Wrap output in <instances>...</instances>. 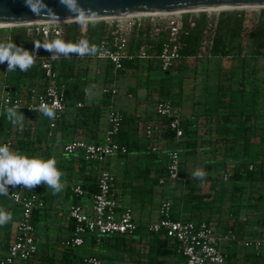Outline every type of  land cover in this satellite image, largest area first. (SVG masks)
I'll list each match as a JSON object with an SVG mask.
<instances>
[{
    "label": "trees",
    "instance_id": "16d2710c",
    "mask_svg": "<svg viewBox=\"0 0 264 264\" xmlns=\"http://www.w3.org/2000/svg\"><path fill=\"white\" fill-rule=\"evenodd\" d=\"M99 22L90 23L84 34H80L77 22L67 23L69 25L63 28V40L76 43L83 39L99 48V41L107 28L105 23ZM206 29L207 18L205 15L194 17L193 26H189L187 21H184V31L180 35L182 46L179 52V61L200 57ZM6 34L8 42H14L18 47H23L26 50L34 45L32 41L37 40L34 37L30 38L23 26H12ZM161 39V36L158 37L154 44V53L150 57L125 59L122 69L115 71L113 66L106 61L107 82L113 78L124 77L129 73H134L136 76L140 70V63L145 62L150 69L151 60L157 58ZM139 42L137 37L132 36L130 47H137ZM245 51H249V53L245 54ZM231 53H234L242 65L239 69L233 67L219 70L216 73L215 103L209 104L210 111L200 114L192 113L195 120L203 117V123L191 122L189 116L181 115L180 111L172 105L173 117L177 116L180 119V126L184 134L179 139H175L173 132L167 128L161 132L164 140L175 143L179 152L180 165L185 167L189 164L193 168L196 165H202L203 171L207 175L203 179H199L193 178L190 173L180 172L183 177L182 181H165L160 184L159 178L165 174L166 157L165 155L159 156L157 150L152 151L148 147L141 157L145 166L136 172L134 177L135 181L139 179L143 184L167 186L173 190L178 188V191L170 196L162 194L157 204V209H159L161 202L169 201L173 219L205 221L209 224L220 222L223 218L233 219L234 224L226 226V229H234L238 240H241L250 227L246 219L254 217L259 222L261 237L264 238V89L261 88L264 86V77L256 75L260 71L258 67L248 68L244 63V57L247 54L254 58L264 56V8L259 11H221L215 17L214 36L208 55L227 57ZM79 61L76 54H71L68 58L62 56L58 60H52V67L58 70L59 82L67 81L69 84L67 89L73 90L69 95L68 91L66 93L67 104L69 101L73 104L78 101L86 103L85 84L88 77L78 69ZM1 67L7 69V62L1 64ZM177 68L179 69V66ZM170 70L163 72L169 73ZM44 84L45 78L38 61L35 60L34 66L26 72L17 69L12 76H0V100L1 93L3 94L4 91L13 97L28 99L32 96V90L40 92ZM132 89H134L132 86H128L127 92ZM165 94L161 83H159L157 96L146 97V100L155 105L159 100L168 99ZM110 97L103 95L104 103ZM4 109L0 104V135L3 139H8L13 143L11 150L29 157L54 158L57 161V168L65 173L62 180L66 181L64 190L71 197L70 203L78 202L70 189L74 184H80L90 199L91 195L97 191L98 174L103 169L99 167V162L85 160L81 151L73 154L65 153L63 146L68 142L67 138H56L53 134L48 136L45 132L48 126V117L42 115L40 111L31 112L18 109L25 117L23 128L20 129L7 120L3 114ZM107 110L106 104L100 106L83 104L81 107H75L76 114L88 117L90 130L95 133V135H89L85 139L86 141L99 142L102 139H98L94 129L102 123V118L106 115ZM119 110L123 114V122L116 140L127 147V152L115 156L126 158L132 152L135 144L130 138L128 130L125 129L128 117L124 110L120 108ZM36 119L39 120L38 128L43 129L44 132L34 136L30 134L29 129L30 123ZM162 121L166 124L167 119L164 118ZM62 122L63 117L57 126ZM200 128H202L201 131ZM147 141L150 142L149 144L155 143L154 137ZM49 144L54 145L50 147ZM56 144H62V148L58 150ZM104 169L110 170L107 167ZM110 171L116 178V173L113 170ZM225 175L226 178H224ZM198 182L207 184V189H201ZM133 186L140 185L134 184ZM46 189L47 186L41 184L32 190L38 195L39 200H44ZM144 190L151 194V188ZM115 195L118 207H125L122 206L116 192ZM40 208L41 206H36L32 210L34 224L40 220ZM148 225L143 228V225L137 222V229L133 233L141 235L142 231H145L148 239L146 251H139L133 249L131 245H127L125 243L126 234L122 233L102 236L90 234L91 241L88 248L82 245L66 249L82 254L79 260L80 264H83L82 257L84 255H95L99 259L107 261H120L126 257L138 264H180L182 255L178 242L167 237L163 232L150 231ZM112 237H118L121 242L108 246ZM96 238L104 239L101 247L96 243ZM110 247H112L111 251H109ZM238 247L239 244L235 241L225 245L223 249L226 255L225 264H264V249L241 251ZM101 248L109 250L104 252L101 251Z\"/></svg>",
    "mask_w": 264,
    "mask_h": 264
},
{
    "label": "built area",
    "instance_id": "2783aa9c",
    "mask_svg": "<svg viewBox=\"0 0 264 264\" xmlns=\"http://www.w3.org/2000/svg\"><path fill=\"white\" fill-rule=\"evenodd\" d=\"M264 8V7H263ZM198 12L204 11H181L166 14H130L120 17L103 19L107 22L105 34L99 41V49L95 58L109 62L113 69L123 68V60L134 57L145 59L154 53V44L158 37H162L157 53L158 66L160 70H170L174 63L180 58L182 46L180 35L184 31V21L193 26L194 17ZM206 12V11H205ZM208 13V12H207ZM207 18V31L201 54L209 56L208 50L212 45L215 27V18ZM96 20L75 21L79 25L80 34H84L87 26ZM74 21H44L23 25L26 34L30 38H37L43 42L60 38L63 40V28L66 23ZM10 28L3 26L0 28ZM136 36L140 42L137 47H130L132 36ZM64 41V40H63ZM28 51L35 52V60L45 78V84L40 92L32 90V96L28 99L13 97L4 91L1 97V106L6 108L14 106L17 110L24 109L31 112H39L42 104H47L55 111V118H48L47 135L52 136L57 123L62 119L67 107L66 88L64 83L59 82L58 72L52 67V60H58V56L52 59L51 53L43 48L36 49L31 46ZM118 90L116 87L102 86L101 94L114 97ZM82 102L76 103L81 107ZM32 109V110H31ZM155 114L161 119H167L164 125L173 132L174 138L179 139L184 131L180 126V119L173 117V107L168 99H162L154 105ZM123 122V114L119 109L109 107L105 118V128L102 139L99 142H89L83 138H74L66 142L63 151L73 154L81 151L87 161L104 162L109 156L127 152V147L116 140ZM145 137L152 139L154 131L151 125L145 127ZM7 144L10 149L13 143L3 139L0 135V145ZM152 151L159 146L155 143L148 146ZM166 167L164 176L159 178V183L165 181H182L180 174L179 152L175 148L165 150ZM226 178V175L224 176ZM114 174L108 169H101L97 178V191L91 195L90 204L84 205L80 202L82 196L87 192L80 184L71 186L76 203L68 206V215L73 223L72 234L65 238L61 244L65 248H77L84 244L85 237L90 234L98 236L122 233L133 234L137 229V221L133 216L132 209L128 206L118 207L115 195ZM9 197L11 201L20 208V216L17 220L15 234L8 244L4 255L0 257V264H19L31 259L38 251V243L35 235V225L32 222V210L36 206H42V200L33 191L23 186H9ZM159 217L148 225L153 232H163L167 237L179 244L182 255L180 264H225L224 244L238 241L250 250L264 249V238L243 237L238 240L236 231L216 229L205 221H194L184 219H173L171 217V203L161 202L159 206ZM83 264H101V260L95 255H84Z\"/></svg>",
    "mask_w": 264,
    "mask_h": 264
},
{
    "label": "crops",
    "instance_id": "0c3cea01",
    "mask_svg": "<svg viewBox=\"0 0 264 264\" xmlns=\"http://www.w3.org/2000/svg\"><path fill=\"white\" fill-rule=\"evenodd\" d=\"M79 57V56H78ZM87 57L86 61L87 66L85 67L83 73L86 74L87 82L85 84V101L86 103L92 106H100L107 105V108L113 107L119 109L114 105L112 98L108 99L106 103L103 101V95L96 96L93 94L94 87L96 83L100 82L102 86H111L116 87L113 82H107V71H106V61L98 60L95 56L85 55ZM90 57V58H89ZM80 58V57H79ZM82 58V57H81ZM157 59V58H156ZM95 60L97 62L96 67H100L99 71H94L91 68L90 61ZM58 72V70L56 69ZM94 72V73H92ZM113 81V80H111ZM64 85H69L67 81H63ZM117 88V87H116ZM118 90V89H117ZM68 91V93H67ZM73 90L67 89L66 93L69 95ZM101 92V89H100ZM118 93V92H117ZM137 93V92H136ZM134 90H129L126 94L127 99L135 98ZM69 101V100H68ZM76 104H73L69 101L67 104L66 110L63 116V122L56 126L53 131V135L56 138H67L68 141L74 138H83L87 139V137L91 134L95 135V133L91 132L90 120L88 117H83L82 115L75 113ZM152 108L144 107L141 103V100L136 98L135 104L131 107H128V116L126 114L127 124H125V129L128 130L130 138L134 141L135 146L132 149V152L126 158H118L117 156H113L112 158H107L105 161V165L110 169L115 171L116 173V182H115V192L120 197V202L122 206H127L124 203V198L129 197L133 193V185L134 183L139 184L140 180L135 181V173L140 171L142 167L145 166L142 162V155L145 150L148 148L149 143L145 137V127L147 125H151L154 131V139L155 144L159 146L157 149L158 155H164V152L168 148H175V143L167 142L163 139L162 130L165 129V124L162 119L159 118L154 112V104L151 106ZM127 113V112H126ZM105 118L106 115L102 118V123L94 129L96 131L98 139H101L104 133L105 128ZM192 122V120H191ZM39 120H33L30 123L29 132L32 135H39L44 132L43 129H39ZM46 128V127H45ZM47 133V130L45 131ZM142 133V136H141ZM174 144V145H173ZM50 147L54 144H49ZM173 145L174 147H170ZM62 144H56V147L59 148ZM158 163V161H157ZM104 168V167H100ZM139 187V186H136ZM47 190V189H46ZM48 193V191H47ZM48 194H45L44 197L46 199H41L43 204L41 208L47 209V218L48 220L44 223V235L37 232V226L35 225V235L37 239V243L39 245V251L36 253L34 257L27 260L24 263L19 264H80L81 253L79 252H71L62 246L61 242L69 237L72 234V221L68 215V206L71 201V197L66 194V191L58 193L61 197V205L57 208L53 207V199L54 195L48 197ZM56 197V196H55ZM48 202V204L46 203ZM5 211L10 212L12 214V220L4 226H0V257L4 255L8 244L12 241L15 228L17 224V220L20 216V208L18 205L8 206L4 208ZM234 220H226L223 218L220 222H213L211 225L216 229V231L226 230V226H230L232 223L234 224ZM246 222L250 225L249 230L245 234L244 237H261V233L259 230V222L254 218H247ZM142 225V224H141ZM143 228L145 225L142 226ZM230 229V228H228ZM142 231V234H126L125 243L127 245H131L133 249H138L139 251H146L148 248V239L147 235ZM89 236V235H87ZM85 237L84 244L86 248L90 245V237ZM104 239L96 238V243L100 245L103 243ZM121 242V240L117 238L110 239V243L108 246L113 245V243ZM224 247V246H223ZM112 247L109 249L101 248V251L107 252V250L111 251ZM107 254V253H106ZM114 257V256H113ZM102 260V259H101ZM102 262V261H101ZM108 264H114L116 261L109 260ZM118 262H131L126 257Z\"/></svg>",
    "mask_w": 264,
    "mask_h": 264
},
{
    "label": "rangeland",
    "instance_id": "374dc122",
    "mask_svg": "<svg viewBox=\"0 0 264 264\" xmlns=\"http://www.w3.org/2000/svg\"><path fill=\"white\" fill-rule=\"evenodd\" d=\"M261 9V8H260ZM260 9L255 8H248V9H230V10H220L217 12L212 11H204V12H198L196 15H208L210 19L215 18L221 11H246V10H254L259 11ZM208 12V13H207ZM102 21L105 23L107 27L106 20H96V22ZM70 23V22H69ZM100 23V22H99ZM69 24H65L67 26ZM8 28H0V43H6L8 42L7 32ZM134 37H136L134 35ZM249 53V51H245V54ZM79 56V55H78ZM80 61L78 65V69L81 71H84L85 67L87 66V57L79 56ZM90 58V57H89ZM244 63L247 65L248 68H251L252 66L258 67L260 70L256 75L260 77H264V56L260 57H251L250 55H245L244 57ZM144 62V61H143ZM177 63L171 68L169 73H165L162 70H160L158 66V60L152 59L150 63V69L147 67L148 65L144 63H140L139 71L137 75L133 73L126 74L124 77H118L113 78L109 80L110 82H113L114 85L118 89V93L111 97L112 101L114 102V105L122 110L125 111V113L128 116V107H131L135 104L136 98L141 100V103L146 109L152 108L153 105L148 100H146V97H156L158 94V84L161 83L163 88V93H166L165 95L168 96L167 98L170 100L171 104L177 108L181 115H187L190 117V120L192 122L196 121L200 124L203 123V117L200 119L195 120V117L192 115V113H202L209 110V104L215 103V81H216V73L219 70L223 69H229V68H236L239 69V67L242 65V62H240L239 59H237L234 56V53H231L230 56L223 57V56H201L196 58H186L182 60H177ZM91 64V68L94 69V71H99L100 67H96L97 62L95 60H92L89 62ZM1 65V64H0ZM179 66V69L177 68ZM94 73V72H92ZM12 76L13 72L9 73L7 72V69L4 67L0 68V76ZM128 86H132L135 92L136 97L132 99H127V89ZM264 89V86L261 87ZM101 85L100 82L96 83L94 87L93 94L98 96L101 95L100 93ZM137 92V93H136ZM2 96V93H1ZM1 104V100H0ZM207 105V106H206ZM202 128H200L201 131ZM142 136V133H141ZM147 140V138H146ZM174 145V144H173ZM173 145H170V147H174ZM62 146L57 148L60 150ZM115 155L109 156V158H112ZM99 167H107L104 162H99ZM108 168V167H107ZM195 169V170H194ZM196 170H203L202 165H196L195 168L190 167L188 164L187 166L180 165V172H187L190 173V175ZM115 172V171H114ZM137 184V183H134ZM201 189L206 190L207 184L203 182L197 183ZM228 184V182H227ZM139 187H133V193L127 198H124V203L131 207L133 216L137 222H139L142 225H148L149 223L156 220L158 217V209L157 204L160 200V196L163 194V196H170L171 194L175 193L177 190H173L168 188L167 186H161V185H154L151 186L150 183L143 184L142 181L139 183ZM145 188H151V194L146 192ZM49 193L48 197H51L52 190L47 188L46 194ZM56 196V197H55ZM47 197H45L46 199ZM53 199V207L57 208L61 205V197L60 195L56 194ZM80 202L84 205L90 204V199H88L87 196H82L80 198ZM48 204V202L46 201ZM8 206H15V204L11 201L9 195L3 196L0 195V208L4 209ZM47 209L40 208V214H39V221L35 223L34 225L37 226V232L43 234L44 233V223L48 220L47 218ZM243 217V215H241ZM234 230V229H233ZM44 235V234H43ZM91 235L87 236L90 237ZM239 244L238 249H241V251H246L240 242L235 241ZM228 243L224 244L225 245ZM248 251V250H247ZM241 254V253H239ZM101 260V259H100ZM101 264H108L109 262L106 259L101 260ZM114 264H138L133 261L131 262H118L116 261Z\"/></svg>",
    "mask_w": 264,
    "mask_h": 264
},
{
    "label": "clouds",
    "instance_id": "9594fccd",
    "mask_svg": "<svg viewBox=\"0 0 264 264\" xmlns=\"http://www.w3.org/2000/svg\"><path fill=\"white\" fill-rule=\"evenodd\" d=\"M42 2L43 0H41ZM25 3L34 14H39L42 10L36 8L34 0H25ZM61 3L65 4L70 12L80 16L85 15L82 10H77L75 0H61ZM32 42L37 50L43 48L51 53L52 59L61 55L68 58L71 54L81 57L85 55L95 56L100 51L95 44H90L83 39L76 43L65 42L60 38L43 42L34 40ZM34 53L23 47H18L14 42L0 43V64L7 62V72L9 73L15 72L17 69L26 72L35 64ZM39 111L50 119L55 118L54 109L47 104H42ZM3 114L13 126L23 128L25 117L14 106L6 107ZM206 175L207 173L203 170H196L192 173L193 178L199 179H203ZM63 176L65 173L57 168V161L54 158L29 157L11 150L7 144L0 145V195L8 196L9 186H23L32 190L41 184L46 185L52 190V194L56 195L64 190L66 181L62 180ZM11 220L12 214L0 208V226L6 225Z\"/></svg>",
    "mask_w": 264,
    "mask_h": 264
},
{
    "label": "water",
    "instance_id": "95a60500",
    "mask_svg": "<svg viewBox=\"0 0 264 264\" xmlns=\"http://www.w3.org/2000/svg\"><path fill=\"white\" fill-rule=\"evenodd\" d=\"M34 3L38 10L42 9L39 14H34L25 0H0V24L16 26L44 21H76L77 18H112L136 13L264 5V0H75L77 10H82L84 16L70 12L61 0H43L42 3L41 0H34Z\"/></svg>",
    "mask_w": 264,
    "mask_h": 264
},
{
    "label": "bare ground",
    "instance_id": "6f19581e",
    "mask_svg": "<svg viewBox=\"0 0 264 264\" xmlns=\"http://www.w3.org/2000/svg\"><path fill=\"white\" fill-rule=\"evenodd\" d=\"M264 5H246V6H240V7H208V8H202V9H192V10H175V11H164V12H154V13H136V14H166V13H177L181 11H212V12H217L220 10H230V9H248V8H255V9H260L263 8ZM125 16V15H124ZM120 17V16H118ZM110 17L107 18H77L76 21H87V20H99V19H109ZM113 18V17H112ZM59 21H64V20H59ZM69 21V20H66ZM3 26H13V25H7V24H0V27Z\"/></svg>",
    "mask_w": 264,
    "mask_h": 264
}]
</instances>
